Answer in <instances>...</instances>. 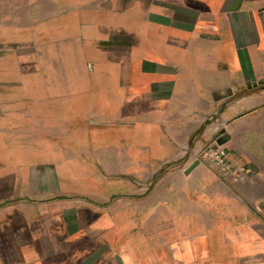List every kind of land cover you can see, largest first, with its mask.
<instances>
[{"label":"crops","instance_id":"obj_1","mask_svg":"<svg viewBox=\"0 0 264 264\" xmlns=\"http://www.w3.org/2000/svg\"><path fill=\"white\" fill-rule=\"evenodd\" d=\"M35 1L28 75L0 74V264H264V0ZM223 136L241 182L194 159Z\"/></svg>","mask_w":264,"mask_h":264},{"label":"rangeland","instance_id":"obj_2","mask_svg":"<svg viewBox=\"0 0 264 264\" xmlns=\"http://www.w3.org/2000/svg\"><path fill=\"white\" fill-rule=\"evenodd\" d=\"M52 3L50 5L54 6V11L60 9L59 0H52ZM41 4L44 5V3ZM38 6L39 4L36 5L35 0H0V74L17 70L11 64H7V61L18 59L22 61L21 74L28 75V61L30 58H34L29 45L30 29L40 24L41 27L38 26V28H45V21L36 18L40 15ZM51 28L54 29V32H58L59 24H53ZM2 60L4 62L6 60V64ZM123 202V200L119 201V203ZM0 213H2V209Z\"/></svg>","mask_w":264,"mask_h":264},{"label":"built area","instance_id":"obj_3","mask_svg":"<svg viewBox=\"0 0 264 264\" xmlns=\"http://www.w3.org/2000/svg\"><path fill=\"white\" fill-rule=\"evenodd\" d=\"M194 159L200 164L213 167L222 178L234 183L241 182L248 175L249 170L239 162L231 160L226 145L219 144L218 141L202 147L195 153Z\"/></svg>","mask_w":264,"mask_h":264},{"label":"water","instance_id":"obj_4","mask_svg":"<svg viewBox=\"0 0 264 264\" xmlns=\"http://www.w3.org/2000/svg\"><path fill=\"white\" fill-rule=\"evenodd\" d=\"M228 141V136H223L221 137V139L219 140V144H225ZM197 166V164H195L190 171H192L195 167Z\"/></svg>","mask_w":264,"mask_h":264}]
</instances>
